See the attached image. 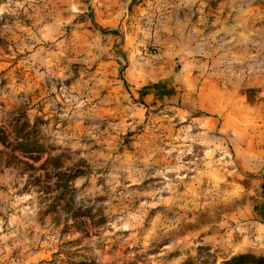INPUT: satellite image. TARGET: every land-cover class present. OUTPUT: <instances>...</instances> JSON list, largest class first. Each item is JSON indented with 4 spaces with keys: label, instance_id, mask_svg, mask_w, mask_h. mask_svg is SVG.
<instances>
[{
    "label": "clouds",
    "instance_id": "obj_1",
    "mask_svg": "<svg viewBox=\"0 0 264 264\" xmlns=\"http://www.w3.org/2000/svg\"><path fill=\"white\" fill-rule=\"evenodd\" d=\"M0 59V264L72 240L95 264L160 245L151 264L200 248L264 259V111L236 107L264 101V0H0ZM17 61L30 77L3 75ZM125 82L137 102L105 94ZM159 84L183 105L138 102ZM229 109L249 119L224 122Z\"/></svg>",
    "mask_w": 264,
    "mask_h": 264
},
{
    "label": "rangeland",
    "instance_id": "obj_2",
    "mask_svg": "<svg viewBox=\"0 0 264 264\" xmlns=\"http://www.w3.org/2000/svg\"><path fill=\"white\" fill-rule=\"evenodd\" d=\"M106 17H101V19H104ZM93 21L94 23H96V19L95 17H93ZM99 26V25H97ZM0 64H5L8 65L9 62L3 59H0ZM3 75H5L6 77L11 78L12 80L16 79L17 75H22L23 77H30V73H28L27 71L23 70L20 68L18 61L15 63H12L11 66L6 67V69L3 72ZM149 91V90H146ZM143 91L139 97L140 100L138 101L139 103H144L145 106H147V101H148V97L143 99L144 96V92ZM112 94L116 97L117 100L122 99L125 96H132L133 97V101L137 102L135 100V94L132 92L131 87L125 82V84L123 86H114L111 87L107 90V92L105 93L107 94ZM42 94V89L40 91V93H38V95ZM37 99V97H33V102H35V100ZM251 101V99H250ZM249 101V103H251ZM184 100H180L176 103L173 104V107H178L180 105H183ZM248 103V104H249ZM216 104V103H215ZM244 105V104H239L236 107L237 108H243L246 109L248 111H252V109H249V106ZM165 104H160V109H162ZM152 106V105H151ZM169 106V105H168ZM153 108H156L157 105L152 106ZM201 112H211L212 111V105L211 103H200V109ZM41 111H44L43 108H41ZM159 112L157 111L156 113H153V115H158ZM45 118H47V115L45 116ZM244 119H249L243 116V114L239 111H233L232 109H229L227 112H225L224 114V122H228L229 120H244ZM260 131L262 133H264V122L262 121L260 124ZM254 146V134L250 133L249 134V138H248V142H247V147L249 150H252ZM256 150H260V149H256ZM230 180H232V177H229ZM257 178L255 177H247L245 178V180L243 181L244 185L246 187H250L256 180ZM235 182L239 183L240 181V176L238 175L235 178ZM259 204V203H257ZM234 211V210H233ZM105 222L104 218H101V220L98 222L99 224H103ZM260 223H264V219H262L260 217ZM61 225H57V227L59 228ZM201 225H190L188 226L185 231L183 233H181V235H187L190 232H195L198 230V228ZM77 231H78V227H77ZM77 231H73L71 228L69 229H65V231L63 232V236H76ZM171 241H169L170 243ZM80 242L78 240H72L69 241L68 243H66L64 245V247H60L57 249H52V248H48V249H44L41 248L39 250V252L37 253V256L34 257V260H39V264H67L69 262V260H80V259H86V253L84 250H80L79 247ZM164 247V245H160L159 248H155V249H150L148 250L147 253H139V250L137 249V256L136 259L134 261V264H151V262L148 260L149 256H156L160 253V251L162 250V248ZM118 251V249H113L111 252H106L105 253V259H108L110 257L113 256V254ZM123 255H127V252L125 251L123 253ZM229 256H231L230 253H217L214 257L211 254V249H205V248H200L199 249V256L194 259V260H190L188 262V264H222L223 260L228 258ZM95 262V261H94ZM164 264H167V261H164Z\"/></svg>",
    "mask_w": 264,
    "mask_h": 264
},
{
    "label": "crops",
    "instance_id": "obj_3",
    "mask_svg": "<svg viewBox=\"0 0 264 264\" xmlns=\"http://www.w3.org/2000/svg\"><path fill=\"white\" fill-rule=\"evenodd\" d=\"M179 71V69H177ZM149 90V91H146ZM221 90V86L217 84L215 80H208V81H201L199 85V92L197 93V96L200 98L199 103H211L213 104H219L223 103L222 100H208L206 102V98L213 97L215 93H218ZM144 92L143 99L146 97H149L151 95H155V99L152 100L151 105H157L160 104H167L169 106H173L174 103L184 100V92H178L176 88H168L164 84L159 85H152L150 87L144 88L142 91L139 92V95ZM251 99V96H250ZM251 103L248 104L249 109H252L253 112H261L264 111V108L261 107V105H264V101H254L251 99ZM264 122V121H263Z\"/></svg>",
    "mask_w": 264,
    "mask_h": 264
},
{
    "label": "trees",
    "instance_id": "obj_4",
    "mask_svg": "<svg viewBox=\"0 0 264 264\" xmlns=\"http://www.w3.org/2000/svg\"><path fill=\"white\" fill-rule=\"evenodd\" d=\"M25 151H31L35 147V145L25 144L21 145ZM261 196H264V183L261 184ZM256 211L258 212L259 216L264 219V204H257ZM79 213H77V216ZM58 264V263H56ZM67 264H95L94 261L80 259V260H69ZM222 264H264V259H259L253 255H231L228 258L224 259Z\"/></svg>",
    "mask_w": 264,
    "mask_h": 264
}]
</instances>
